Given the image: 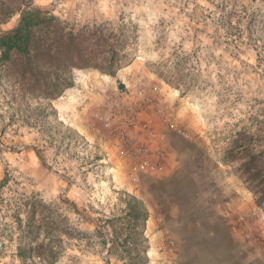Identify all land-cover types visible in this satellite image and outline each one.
Listing matches in <instances>:
<instances>
[{
  "label": "rangeland",
  "instance_id": "1",
  "mask_svg": "<svg viewBox=\"0 0 264 264\" xmlns=\"http://www.w3.org/2000/svg\"><path fill=\"white\" fill-rule=\"evenodd\" d=\"M33 6L75 29L103 25L127 34L129 43L114 76L74 69V86L49 103L20 104L14 78L1 72L0 264H130L111 248L129 196L143 202L148 221L167 199L180 202L179 210L181 199L195 203L192 212L206 219L195 223L191 264H264V211L223 161L237 130L264 121V0ZM174 77L180 86L168 80ZM184 134L193 143L188 167H143L161 147L147 140L158 145ZM148 221L144 264H157L158 224L150 228ZM29 222L40 230L31 257L22 260L18 246L28 243Z\"/></svg>",
  "mask_w": 264,
  "mask_h": 264
},
{
  "label": "trees",
  "instance_id": "2",
  "mask_svg": "<svg viewBox=\"0 0 264 264\" xmlns=\"http://www.w3.org/2000/svg\"><path fill=\"white\" fill-rule=\"evenodd\" d=\"M16 13L20 15L18 24L8 31L0 30V75L4 72L3 76L14 78L20 104L58 99L74 86V69L93 68L114 76L127 57V34L105 31L103 25L75 29L52 12L34 7L33 0H0V23ZM159 75L168 77L163 72ZM168 80L180 86L178 77ZM223 161L234 168L256 206L264 211V121L237 130ZM125 201V222L119 231L113 229L111 248L121 251L122 259L130 260V264H144L149 246L144 244L143 233L149 211L136 197L129 196ZM39 230L30 222L24 230L30 246L20 242L18 256L22 260L31 257V244Z\"/></svg>",
  "mask_w": 264,
  "mask_h": 264
},
{
  "label": "crops",
  "instance_id": "3",
  "mask_svg": "<svg viewBox=\"0 0 264 264\" xmlns=\"http://www.w3.org/2000/svg\"><path fill=\"white\" fill-rule=\"evenodd\" d=\"M168 139L170 140L162 143L158 141V145L155 140H147L150 148L161 146L160 149L166 150L167 157L163 171L172 173L180 168L188 167L193 154L191 137L184 134L181 137L173 136ZM150 158L153 159L154 156L151 155ZM180 201L183 210L178 209L180 202L167 199L164 201L163 207L157 208V214H155L156 211L153 212L152 219L148 221L150 228L154 226L155 222L158 224L156 237L161 240L153 250L157 264H191L189 255L192 252L193 237L197 233L195 223L198 220H205L206 216L192 212L194 202L191 203L187 199Z\"/></svg>",
  "mask_w": 264,
  "mask_h": 264
},
{
  "label": "built area",
  "instance_id": "4",
  "mask_svg": "<svg viewBox=\"0 0 264 264\" xmlns=\"http://www.w3.org/2000/svg\"><path fill=\"white\" fill-rule=\"evenodd\" d=\"M155 157V156H154ZM165 164V150L160 149L154 159L143 160V167L149 171H158L164 168Z\"/></svg>",
  "mask_w": 264,
  "mask_h": 264
},
{
  "label": "bare ground",
  "instance_id": "5",
  "mask_svg": "<svg viewBox=\"0 0 264 264\" xmlns=\"http://www.w3.org/2000/svg\"><path fill=\"white\" fill-rule=\"evenodd\" d=\"M112 174H115L116 170L114 168H111Z\"/></svg>",
  "mask_w": 264,
  "mask_h": 264
}]
</instances>
